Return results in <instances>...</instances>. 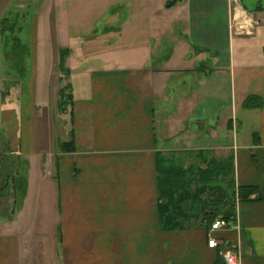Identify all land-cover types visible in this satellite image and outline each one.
Returning a JSON list of instances; mask_svg holds the SVG:
<instances>
[{
	"label": "crops",
	"instance_id": "1",
	"mask_svg": "<svg viewBox=\"0 0 264 264\" xmlns=\"http://www.w3.org/2000/svg\"><path fill=\"white\" fill-rule=\"evenodd\" d=\"M10 14L19 37L31 17L37 52L31 81L1 96V155L25 161L27 184L21 206L0 212V264H222L207 244L220 217L241 264H264V105L243 106L264 100V11L0 0V26ZM66 81L74 102L62 113ZM72 134L75 151L61 152ZM245 185L257 188L248 201Z\"/></svg>",
	"mask_w": 264,
	"mask_h": 264
},
{
	"label": "trees",
	"instance_id": "2",
	"mask_svg": "<svg viewBox=\"0 0 264 264\" xmlns=\"http://www.w3.org/2000/svg\"><path fill=\"white\" fill-rule=\"evenodd\" d=\"M0 27H1L0 34L5 33V35L11 37V41L8 40V43L10 44V49L8 50H11V52H13V54L17 56V58L23 56L24 46H22L21 38L18 35V32L22 29V26H19L15 23L11 24L9 22V17H5L1 20ZM8 43H7V46H9ZM64 52H65L64 50L61 52V56L64 55ZM61 72L62 74L63 72L66 74V76L65 75L61 76L60 80L62 82L68 78L69 71L65 69L64 67H61ZM73 102H74V96L72 93V86L69 82H67L66 84H63L59 90L58 107H59L60 112L65 113V112L71 111L70 107L73 106ZM263 105H264L263 98L255 94L249 95L243 103V106L245 108H262ZM75 149H76V146H75L73 134H72V138L68 142L60 141L59 143V150L61 152H64V153L74 152ZM18 158L20 157H17L16 159H14L12 156H9V158L3 157L1 161V163L3 162L2 174L4 175L3 189L9 186V180L12 176L10 183H12V187H14L12 189H13V192L16 194V200H17L13 204L14 205L12 207L13 212H15V210L21 206L23 198L25 196V190H26V184H27V178L24 173V168L20 167L21 163L25 165V161H18L17 160ZM10 160L16 161L18 163L14 172L12 171V168H10V166L8 165L12 162ZM256 190L257 188L252 185L242 186L240 189L241 199L243 201L250 200L251 194L256 192Z\"/></svg>",
	"mask_w": 264,
	"mask_h": 264
},
{
	"label": "rangeland",
	"instance_id": "3",
	"mask_svg": "<svg viewBox=\"0 0 264 264\" xmlns=\"http://www.w3.org/2000/svg\"><path fill=\"white\" fill-rule=\"evenodd\" d=\"M20 18V15H11L9 16V22L11 24H17V18ZM21 20V19H20ZM18 25V24H17ZM31 17L28 18L27 23L25 22V30L24 32L20 33V37H21V41H22V46H24V55L21 57L15 56L13 54V52H11L10 49V44L8 43V40L11 41V37L5 35V33L0 34V46L2 48H0V55L4 58L5 60L8 61L6 64V72L8 75L2 76L5 79L0 81V104H1V99H2V95L8 94L10 96H14L16 97L21 89V83L23 80H25V83H29L31 81L32 78V73L34 70V58H35V54L37 52V46L34 45L33 40L31 39V35L32 33H30L31 31ZM7 43L9 44V46H7ZM170 43L171 41H165L163 42V46L160 48L161 53L166 52V50H168L170 48ZM5 50V51H4ZM113 53V50L111 51ZM108 54V51H104L103 54L101 55H105ZM0 56V59H1ZM1 61V60H0ZM66 76V74L63 72V76ZM78 81V80H77ZM67 82V81H66ZM80 82V80H79ZM244 111V110H243ZM243 113H247V112H243ZM2 151H1V147H0V156ZM9 158V157H6ZM16 159V158H14ZM12 161L10 164H8L10 166V168H12V171L14 172L18 163L16 161L10 160ZM8 161V162H10ZM21 161V160H20ZM2 164L1 160H0V173H2ZM20 167L24 168V165L21 163ZM4 177V175H3ZM12 178V176H11ZM10 178V180H11ZM9 180V186L5 189L2 188V190H0V196L4 197L7 196V194H10L9 196L11 197H5V199L0 197V212H3L4 216H7L8 213L10 211H8V204L12 205L17 201L16 200V194L14 192H11L10 189L14 188L12 187V183H10ZM22 184V182H21ZM9 202V203H8ZM14 206V205H13ZM10 215V213H9Z\"/></svg>",
	"mask_w": 264,
	"mask_h": 264
},
{
	"label": "built area",
	"instance_id": "4",
	"mask_svg": "<svg viewBox=\"0 0 264 264\" xmlns=\"http://www.w3.org/2000/svg\"><path fill=\"white\" fill-rule=\"evenodd\" d=\"M231 227L226 218H217L211 222L207 231V244L210 248L217 249V255L222 264H241V256L235 251L236 244L226 243L217 236L221 229Z\"/></svg>",
	"mask_w": 264,
	"mask_h": 264
},
{
	"label": "water",
	"instance_id": "5",
	"mask_svg": "<svg viewBox=\"0 0 264 264\" xmlns=\"http://www.w3.org/2000/svg\"><path fill=\"white\" fill-rule=\"evenodd\" d=\"M239 2L247 12L264 11V0H239Z\"/></svg>",
	"mask_w": 264,
	"mask_h": 264
}]
</instances>
